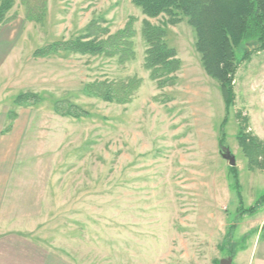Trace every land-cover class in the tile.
Instances as JSON below:
<instances>
[{"label": "rangeland", "instance_id": "obj_1", "mask_svg": "<svg viewBox=\"0 0 264 264\" xmlns=\"http://www.w3.org/2000/svg\"><path fill=\"white\" fill-rule=\"evenodd\" d=\"M7 16L12 20L0 25L9 33L0 63V239L38 245L56 259L45 264H220L231 255L221 249L229 233L232 264H264V170L249 166L236 118L242 112L246 132L264 143V51L252 49L239 63L226 113L218 82L203 70L194 30L180 15L175 25L167 15L150 20L164 28L180 61L176 82L165 88L145 67L146 17L132 0H47L40 24L14 0ZM130 17L135 55L127 62L33 56L86 35L92 23L113 34ZM132 78L140 86L126 105L82 92L89 82ZM22 93L41 101L16 106ZM56 102L89 116L60 117ZM222 147L235 157L240 198ZM260 198L255 213L246 214Z\"/></svg>", "mask_w": 264, "mask_h": 264}, {"label": "trees", "instance_id": "obj_2", "mask_svg": "<svg viewBox=\"0 0 264 264\" xmlns=\"http://www.w3.org/2000/svg\"><path fill=\"white\" fill-rule=\"evenodd\" d=\"M25 17L40 24L47 10V0H19ZM14 0H0V25L10 22L7 14ZM141 10L146 19L142 22L141 35L146 44L145 67L150 71V78L156 81L158 88L174 85V74L180 68V61L174 49L165 42V31L162 26L154 25L151 19L161 15L169 17L168 24L179 22V15L187 19L193 28L196 42L195 49L200 55L204 72L219 84L220 93L226 113L235 101L233 88L234 76L239 63L249 59V53L264 51V0H132ZM136 19L130 17L123 28L113 34L107 29L92 23L87 34L71 40L53 42L37 49L33 56L45 58L55 53H73L78 55L117 57L121 63L134 58L133 39L136 34L134 24ZM242 51L241 57L239 52ZM140 86V80L132 78L127 81H93L85 84L82 92L103 102L126 105L131 102L134 93ZM40 97L32 93L19 94L14 104L20 107L34 106L40 103ZM53 112L65 118L81 119L89 116L84 109L67 102H56ZM12 117L15 115L10 113ZM240 122L237 134L238 144L247 158L251 168L264 170V143L253 134L246 132L248 118L242 112H237ZM220 126L221 137L219 144L224 142L223 126ZM233 182L231 188L240 198L237 171L229 167ZM260 198L254 206L244 210L246 214L255 213L262 203ZM242 215L245 214L241 211ZM231 229L233 227H230ZM230 234L224 238L222 248L230 253L233 261L234 254L227 244ZM226 245V247H225ZM229 249V250H228ZM233 254V255H232ZM214 264H219L215 261Z\"/></svg>", "mask_w": 264, "mask_h": 264}, {"label": "crops", "instance_id": "obj_3", "mask_svg": "<svg viewBox=\"0 0 264 264\" xmlns=\"http://www.w3.org/2000/svg\"><path fill=\"white\" fill-rule=\"evenodd\" d=\"M1 28L2 26H0ZM1 34L0 63L4 58V49L7 47V41L9 40V33L4 31ZM45 251L38 245L24 239H0V264H45L46 259L51 260V262L52 260L56 261V259H49L48 253ZM2 255L3 259H1Z\"/></svg>", "mask_w": 264, "mask_h": 264}, {"label": "water", "instance_id": "obj_4", "mask_svg": "<svg viewBox=\"0 0 264 264\" xmlns=\"http://www.w3.org/2000/svg\"><path fill=\"white\" fill-rule=\"evenodd\" d=\"M221 157L228 162L229 167H235L236 160L235 157L230 153L228 148L222 147L220 151ZM220 264H232V259H227L223 263Z\"/></svg>", "mask_w": 264, "mask_h": 264}]
</instances>
